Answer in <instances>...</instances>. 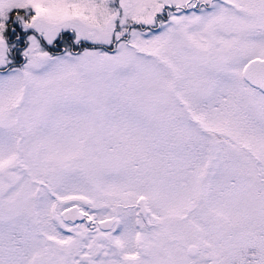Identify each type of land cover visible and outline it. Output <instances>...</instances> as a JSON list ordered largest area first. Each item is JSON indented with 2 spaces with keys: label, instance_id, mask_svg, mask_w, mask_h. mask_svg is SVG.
Here are the masks:
<instances>
[{
  "label": "snow or ice",
  "instance_id": "snow-or-ice-1",
  "mask_svg": "<svg viewBox=\"0 0 264 264\" xmlns=\"http://www.w3.org/2000/svg\"><path fill=\"white\" fill-rule=\"evenodd\" d=\"M0 264H264V0H0Z\"/></svg>",
  "mask_w": 264,
  "mask_h": 264
}]
</instances>
